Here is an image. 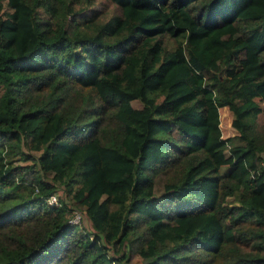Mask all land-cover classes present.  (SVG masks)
Returning a JSON list of instances; mask_svg holds the SVG:
<instances>
[{"label":"trees","instance_id":"1","mask_svg":"<svg viewBox=\"0 0 264 264\" xmlns=\"http://www.w3.org/2000/svg\"><path fill=\"white\" fill-rule=\"evenodd\" d=\"M107 1L0 0V264H264V0Z\"/></svg>","mask_w":264,"mask_h":264},{"label":"rangeland","instance_id":"2","mask_svg":"<svg viewBox=\"0 0 264 264\" xmlns=\"http://www.w3.org/2000/svg\"><path fill=\"white\" fill-rule=\"evenodd\" d=\"M108 1L107 0H93V2L90 5H93L97 8L100 9H106L108 8ZM84 11L87 13L88 11L86 9H84ZM109 11V10H108ZM262 107L264 108V102L261 104ZM232 115L231 112L229 111V109L227 108L226 105H221L218 108V118H219V125L221 128V134L223 136L225 135H230L233 132V129L230 126V119H231ZM29 153H31L32 155H35L37 152H35L34 150H30L28 149ZM28 158H19L17 156H15V158L13 159V161L15 163H23L25 161H28ZM261 161L264 165V151L261 152ZM229 168V164L228 163H222L219 164L217 166V169L222 172L225 171ZM55 192H53L56 196V199L60 198L59 201H64L65 205L67 207H72V213L70 216H72L74 214L75 211H77L78 214V219H75L74 221H71V223L74 224V226L76 227V229L80 230V231H88L91 232L92 228L90 226L89 220L86 216V214L84 213V209L79 206L76 205L75 203H72L68 197L64 194L62 186L57 183L56 188L54 190ZM69 216V217H70ZM110 251V250H109ZM135 259H137L136 256H130L125 262L124 264H134Z\"/></svg>","mask_w":264,"mask_h":264},{"label":"built area","instance_id":"3","mask_svg":"<svg viewBox=\"0 0 264 264\" xmlns=\"http://www.w3.org/2000/svg\"><path fill=\"white\" fill-rule=\"evenodd\" d=\"M47 202L49 203H56L57 202V199H56V196L54 193H51L49 194L46 199H45ZM78 212L75 211L74 214L72 216L69 217V220L70 221H74L75 219H78Z\"/></svg>","mask_w":264,"mask_h":264}]
</instances>
